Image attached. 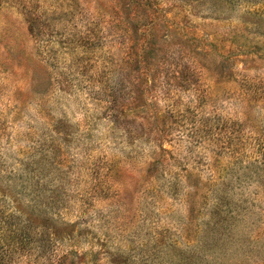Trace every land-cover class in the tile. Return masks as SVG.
<instances>
[{
  "label": "rangeland",
  "instance_id": "1",
  "mask_svg": "<svg viewBox=\"0 0 264 264\" xmlns=\"http://www.w3.org/2000/svg\"><path fill=\"white\" fill-rule=\"evenodd\" d=\"M0 208L8 264H264V0H0Z\"/></svg>",
  "mask_w": 264,
  "mask_h": 264
},
{
  "label": "trees",
  "instance_id": "2",
  "mask_svg": "<svg viewBox=\"0 0 264 264\" xmlns=\"http://www.w3.org/2000/svg\"><path fill=\"white\" fill-rule=\"evenodd\" d=\"M4 209L0 208V264H8V262L12 259V256L16 253L15 250L17 249V245L22 243V238L20 241L15 242L12 246V248H9L7 250L3 249V240L4 236L9 233V239L12 238V235L16 234L17 229L21 228V226H24L25 224H28L30 221L22 219V214L19 212L18 209L11 210L9 212H3ZM9 227V228H8ZM27 229V227H24ZM26 235L24 238H27Z\"/></svg>",
  "mask_w": 264,
  "mask_h": 264
}]
</instances>
